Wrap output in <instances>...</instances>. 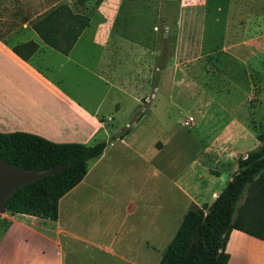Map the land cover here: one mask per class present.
Listing matches in <instances>:
<instances>
[{
    "label": "crops",
    "instance_id": "1",
    "mask_svg": "<svg viewBox=\"0 0 264 264\" xmlns=\"http://www.w3.org/2000/svg\"><path fill=\"white\" fill-rule=\"evenodd\" d=\"M153 10V5L101 1L97 11L104 30L88 32L87 26L68 54L46 45L33 29L27 41L36 42L37 50L27 61L6 47L17 67L0 70V132L107 145L59 199L55 219L0 213V264H158L185 214L211 203L237 170L238 157L250 150L240 151L252 134L238 115L239 104L229 106L221 134L207 140L201 134H173L172 110L192 103L181 92H217V85L171 82L169 66L157 69L160 77L153 83L142 73V59L138 70L137 37L107 28L152 26ZM229 10L213 0L199 17L224 25ZM143 11L145 17L138 18ZM256 49L262 51L260 45ZM84 58L93 63L82 83L69 82L71 68L58 71L61 64L76 66ZM187 153L188 167L182 168ZM226 252L227 264H264V240L240 230L231 231Z\"/></svg>",
    "mask_w": 264,
    "mask_h": 264
},
{
    "label": "rangeland",
    "instance_id": "2",
    "mask_svg": "<svg viewBox=\"0 0 264 264\" xmlns=\"http://www.w3.org/2000/svg\"><path fill=\"white\" fill-rule=\"evenodd\" d=\"M118 1L138 7L153 5L154 10L149 12L153 19L152 26L141 23L134 27L127 23L107 28L111 32L137 37L138 70L142 69V59V73L148 72L153 83L160 77L161 71L157 69L169 66L171 82L184 80L217 85V92H181L184 96L188 94L192 103L184 105L183 110H172L169 124L173 134H201L205 140L211 134H221L223 121L228 118L229 106L239 104V113L237 109L235 113H238L252 134L250 139L244 141L240 151L255 148L259 143L258 133L264 131V0H214L220 6L231 8L229 20L224 25L202 21L199 17L202 12L205 16L208 13L201 11V7L206 2L210 6L213 0ZM60 3L68 4L74 11L92 14L88 32L104 30L103 26H99L101 18L98 6H95L96 0H86L83 5H78L77 0H0V70L17 67L4 52L6 47L12 50L14 45L31 39L32 19ZM185 11L190 17H185ZM141 13L143 15L138 18H144L147 12ZM216 38L221 41H209ZM203 40L209 43L205 48L200 47V44L203 46ZM243 40L249 42L241 43ZM257 45L262 51L256 49ZM77 50L78 47L75 53ZM81 61L76 66L70 62L66 66L61 64L58 71L71 68L69 82L80 84L85 78L86 69L89 70L93 63L88 58ZM14 83L18 87L21 85L20 79ZM189 114L195 118V125L181 126L180 121ZM202 115L206 117L202 118ZM214 115L219 118L209 122V118ZM95 134L104 133L102 129H96ZM189 160L187 153L181 160V167L187 168Z\"/></svg>",
    "mask_w": 264,
    "mask_h": 264
},
{
    "label": "trees",
    "instance_id": "3",
    "mask_svg": "<svg viewBox=\"0 0 264 264\" xmlns=\"http://www.w3.org/2000/svg\"><path fill=\"white\" fill-rule=\"evenodd\" d=\"M101 1L96 0L95 6ZM90 16L60 3L32 19L30 26L46 45L68 54L89 25ZM36 50L32 40L12 47L25 61ZM257 140L255 148L238 157L237 170L214 200L185 214L158 264H227L226 243L234 229L264 240V131ZM106 145V141L57 143L29 132H0V157L12 166L45 169L66 164L60 172L14 190L5 202L6 211L55 219L59 199L84 178L88 162Z\"/></svg>",
    "mask_w": 264,
    "mask_h": 264
},
{
    "label": "water",
    "instance_id": "4",
    "mask_svg": "<svg viewBox=\"0 0 264 264\" xmlns=\"http://www.w3.org/2000/svg\"><path fill=\"white\" fill-rule=\"evenodd\" d=\"M66 164H55L45 169H25L12 166L0 157V213L6 211L5 202L19 187L40 177L60 172Z\"/></svg>",
    "mask_w": 264,
    "mask_h": 264
},
{
    "label": "built area",
    "instance_id": "5",
    "mask_svg": "<svg viewBox=\"0 0 264 264\" xmlns=\"http://www.w3.org/2000/svg\"><path fill=\"white\" fill-rule=\"evenodd\" d=\"M193 122H194V117L192 115H188L181 121V126L189 127L193 124Z\"/></svg>",
    "mask_w": 264,
    "mask_h": 264
}]
</instances>
